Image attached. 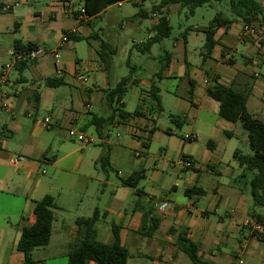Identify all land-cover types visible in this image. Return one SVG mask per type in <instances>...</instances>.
I'll list each match as a JSON object with an SVG mask.
<instances>
[{"label":"crops","instance_id":"obj_1","mask_svg":"<svg viewBox=\"0 0 264 264\" xmlns=\"http://www.w3.org/2000/svg\"><path fill=\"white\" fill-rule=\"evenodd\" d=\"M162 1L118 0L82 20L78 8L85 0H0V72L12 62L17 46L48 51L30 63H13L0 80V264H23L16 244L22 229L34 223L35 201L46 195L56 209L48 245L32 251L36 264L67 259L78 231L75 219L90 217L94 210L99 214L96 240L110 244L115 227L128 264H191L175 247L182 231L207 264H264V250L251 228L255 216L264 213L249 195L252 172L238 159L251 154L247 134L238 123L220 118L218 103L206 94L215 83L245 93L247 113L264 124V20H254L256 35L245 37L240 20L230 11L224 15L216 10L213 17L220 14L229 24L215 29L208 54L205 30L213 17L187 25L181 39H172L167 47L164 40L171 34L154 44L163 45L159 51L164 59L157 56L151 78L134 85L137 106L126 111L122 98L123 118L109 119L104 92L119 79H112L102 63L99 41L116 50L117 43L112 33L104 37L103 31L95 32L94 21L113 7L132 3L137 13L130 20H116V26L143 29L148 40L160 19L172 32L170 14L186 9L159 7ZM201 7L189 17H196ZM81 42L87 44L86 60L79 58ZM53 51L60 54L58 62ZM77 72L85 74L86 83L73 79ZM48 79L61 84L47 87ZM152 87L158 106L150 100ZM47 116L50 129L42 125ZM97 118L107 119L100 134L92 125ZM70 128L93 138L94 144L69 138ZM106 150L109 170L104 172L98 160ZM14 156L22 160L10 165ZM135 171L142 172L138 195L120 183Z\"/></svg>","mask_w":264,"mask_h":264},{"label":"trees","instance_id":"obj_2","mask_svg":"<svg viewBox=\"0 0 264 264\" xmlns=\"http://www.w3.org/2000/svg\"><path fill=\"white\" fill-rule=\"evenodd\" d=\"M94 1V2H93ZM85 0V13L91 16L96 11L104 8L118 0ZM222 0H163L159 7L164 4H177L180 8H186L192 14L194 9L208 5L211 2H220ZM95 5L94 11L89 10V3ZM264 0H231L229 8L232 16L240 20L243 24H248L253 20H264ZM229 20L216 14L211 20L208 28L205 30V50L206 54L213 48L215 42L213 35L215 29L220 26H227ZM155 35L136 48L141 53H149L152 45L157 44L171 34V28L165 20L160 19L159 23L153 28ZM33 46L20 48L17 50L33 49ZM116 47L104 40L99 41V57L108 69L112 57L116 54ZM133 68H131L132 70ZM139 78H133L132 71L126 76L121 77L114 86L104 92V103L110 111L109 119H122L123 112L121 100L130 86L137 85ZM60 81L51 79L46 80L47 87L60 85ZM157 90L151 88L150 100L155 106H158L159 99L156 95ZM208 97L218 103V115L220 118L230 123H238L242 130L247 134L249 149L251 154L246 157H239V162L244 169L252 172V177L247 183L249 195L252 204L255 207H264V124L253 119L246 111V94L239 92L232 87H226L215 83L206 89ZM116 113V115H114ZM103 122L107 119L97 118L92 122L95 130L100 134ZM111 123V122H110ZM234 156H238L235 152ZM98 163L104 172H107L109 156L107 150L99 158ZM142 179V172L135 171L125 180H120L121 185L135 189L134 195L140 194L137 189L139 181ZM193 190H186L190 194ZM56 209L54 199L46 195L42 199L35 201L33 206L34 223L21 231L20 238L16 244V250L23 255V264H36L32 259V251L36 248H42L48 245L51 235V225L53 221V210ZM98 212L94 210L90 217H79L75 219V225L78 227L75 241L68 246L66 254V264H87L93 261L95 264H128V252L120 245L117 229L112 228L113 240L110 244H104L96 240L95 223L98 220ZM255 221L262 224L261 232H252L253 237L257 239L264 250V217L255 216ZM155 226V221L152 222ZM175 247L183 252L191 261V264H207L198 257V246L186 238V232H179L175 241Z\"/></svg>","mask_w":264,"mask_h":264},{"label":"rangeland","instance_id":"obj_3","mask_svg":"<svg viewBox=\"0 0 264 264\" xmlns=\"http://www.w3.org/2000/svg\"><path fill=\"white\" fill-rule=\"evenodd\" d=\"M231 0H222L220 2L214 3L213 6H203L201 9H198L197 15L194 18L189 17V12L185 9L180 15L179 14H170V25L172 27L171 38L164 40V45L167 47L171 44L172 39H181V34L184 32V29L187 25L204 22L203 20L211 19L215 14L216 10L226 15L229 13V2ZM147 7V5H146ZM150 8V6H149ZM138 8L134 7L132 3H125L121 8L113 7L107 11V13L100 18L94 21V25L92 28L95 32L103 31L104 37L108 34L112 33L114 36V41H116L117 52L112 57L111 64L108 68L110 77L114 80H118L121 77L126 76L129 72L132 71L133 78H143L150 79L151 73L154 70L155 62L158 60L157 56H160V59H164V53L160 52L159 49L163 45H154L152 53H141L136 47H133L134 40L137 43L138 47L139 41L144 40L147 41L146 33L142 29V32H134L129 29V27H125L120 30L116 26V20H130L133 14H136ZM184 15H188V19L184 18ZM145 26H149V20L143 21ZM114 31V32H113ZM120 34V36L118 35ZM125 47L128 49V52L125 51ZM79 58L81 60H86L89 57L87 52V44L86 42H81L79 47ZM131 68H133L131 70ZM134 86H130L124 95L125 102V110L128 112H132L137 106V95L133 97L134 94ZM167 118V117H165ZM166 120H169L168 118ZM167 123L170 125L169 121ZM92 134L95 135L94 131ZM242 147L240 148V150ZM244 149V148H243ZM245 153H249V149L241 150ZM96 170L99 172V165L96 164ZM44 177H48L49 171ZM263 209V210H262ZM259 212L264 213V208H259ZM67 259H58L54 262L48 264H66Z\"/></svg>","mask_w":264,"mask_h":264},{"label":"built area","instance_id":"obj_4","mask_svg":"<svg viewBox=\"0 0 264 264\" xmlns=\"http://www.w3.org/2000/svg\"><path fill=\"white\" fill-rule=\"evenodd\" d=\"M78 12H79L80 18L82 20H84L86 18L84 6H80L78 8ZM256 32H257V26H256V23L254 20L249 22L248 24L243 25L242 36L252 37V36L256 35ZM47 53H48V51L42 47H35L33 49H22V50H18L16 52H13L11 55L12 56V62L4 64L3 67L1 68L0 80H4L6 73L11 68L13 63H15V62L30 63V62L42 57L43 55H45ZM51 53H52V56H53L55 62H58L60 59L59 52L53 51ZM73 79L75 81H77L78 83H82V84L87 82V77L85 76V74H83L81 72L75 73V75L73 76ZM42 125L45 129H50L51 119L49 116H47L43 119ZM67 135L69 138H73L78 142L84 143L85 145H93L94 144L93 138L86 137L84 134L80 133L79 131L75 130L74 128L68 129ZM191 138L193 139V138H195V136H192ZM21 160H22L21 157L14 156V157L10 158L8 162L10 165H16ZM179 164L189 166V163L184 161V160H180ZM251 228H252L253 232H261L262 231V224L257 223V222L252 223Z\"/></svg>","mask_w":264,"mask_h":264}]
</instances>
